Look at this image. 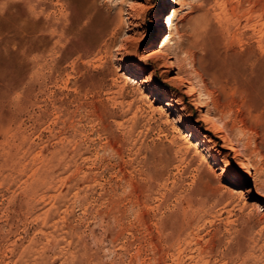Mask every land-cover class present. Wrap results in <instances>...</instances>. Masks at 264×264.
Masks as SVG:
<instances>
[{"label": "rangeland", "instance_id": "rangeland-1", "mask_svg": "<svg viewBox=\"0 0 264 264\" xmlns=\"http://www.w3.org/2000/svg\"><path fill=\"white\" fill-rule=\"evenodd\" d=\"M0 264H264V0H0Z\"/></svg>", "mask_w": 264, "mask_h": 264}, {"label": "bare ground", "instance_id": "bare-ground-1", "mask_svg": "<svg viewBox=\"0 0 264 264\" xmlns=\"http://www.w3.org/2000/svg\"><path fill=\"white\" fill-rule=\"evenodd\" d=\"M168 3V1L166 2V4ZM121 21V20H120ZM123 21V20H122ZM125 21H127V20H125ZM124 22V21H123ZM131 73H134L133 71H131ZM175 80L176 81H179L180 83H182V84H184L185 86V89H186V93H187V95H189V96H194V93H195V87H194V84H193V82L192 81H190V80H186L184 77H182L181 76V74L178 72V73H176V76H175ZM194 101V104H196V106H202V101H201V96H200V94H197L196 96H195V99L193 100ZM195 106V105H194ZM202 118L203 119H205L206 121H208V122H210L212 125H214V126H217V124H218V120L212 115V113L210 112V110L208 109V108H206V111H205V113L202 115ZM187 120V119H186ZM218 126H220L219 124H218ZM196 130V129H195ZM227 134H229V133H227ZM229 136V135H228ZM228 136H226L225 138H227L228 139ZM231 141H233L231 138L230 139H228V145H229V149L231 150V151H235V148L232 146V142ZM235 142V141H234ZM66 143V142H65ZM241 155V154H240ZM244 157V156H243ZM245 159H247V158H245ZM245 169V171L246 170H248L249 169V161H248V159L247 160H244L243 159V161H242V169ZM254 188H255V190H256V192H259V190H260V187H258V185L257 184H255L254 183Z\"/></svg>", "mask_w": 264, "mask_h": 264}]
</instances>
